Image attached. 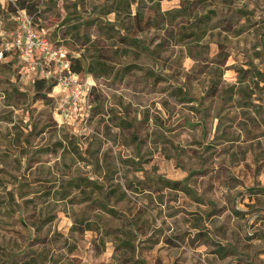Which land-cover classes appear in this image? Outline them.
Masks as SVG:
<instances>
[{
    "label": "rangeland",
    "instance_id": "rangeland-1",
    "mask_svg": "<svg viewBox=\"0 0 264 264\" xmlns=\"http://www.w3.org/2000/svg\"><path fill=\"white\" fill-rule=\"evenodd\" d=\"M16 16L78 59V113ZM0 50V264H264V0H0Z\"/></svg>",
    "mask_w": 264,
    "mask_h": 264
},
{
    "label": "built area",
    "instance_id": "built-area-1",
    "mask_svg": "<svg viewBox=\"0 0 264 264\" xmlns=\"http://www.w3.org/2000/svg\"><path fill=\"white\" fill-rule=\"evenodd\" d=\"M21 20L23 31L14 29L12 31V46L18 51L21 64L26 71L36 70L39 60L37 55L45 60V64L52 62L56 68L51 71L49 68L40 67L37 72L41 77L53 76L56 79L55 98L59 102V107L68 113H78L86 101L89 85L82 80L78 73L71 67L70 60L64 48H53L49 41L41 36L31 24V19L27 16H16ZM3 52L0 50V59Z\"/></svg>",
    "mask_w": 264,
    "mask_h": 264
},
{
    "label": "trees",
    "instance_id": "trees-1",
    "mask_svg": "<svg viewBox=\"0 0 264 264\" xmlns=\"http://www.w3.org/2000/svg\"><path fill=\"white\" fill-rule=\"evenodd\" d=\"M26 6L27 5L25 3H23L22 1L20 2V7H26ZM179 10H182V8ZM111 11L116 12V7H110L106 10V12H111ZM230 16H232V15H230ZM163 17H164L163 14L160 13L159 10H156L154 15H148L145 18H143L142 13L139 10L135 11L133 14H131L129 10L127 11V18L130 21V26L136 27L135 32L132 35H137L139 32H142V31L148 30V29L150 30L151 28L157 26L162 21ZM129 28L130 27H128L127 34L121 35L120 39L123 42H127V43L138 41V39L129 36L131 34ZM191 32H193V30L189 29V31L181 32L180 34L182 36H189L191 34ZM67 57H68V54H67ZM68 59H69V57H68ZM75 61H76V64L73 65L71 63V67L73 68V70L77 71L81 68V66L79 64L78 59H75ZM45 82H46V79L44 77H37L34 81V86L36 89H42L43 86L45 85ZM49 89H50V85L47 86L46 91H48ZM42 95L45 96V94H42ZM168 184H170V182ZM99 204H100L102 209L107 210V208H108L107 204H105L103 201H99ZM204 242L206 243V241H204ZM130 245L131 244H130V241L128 239H121L120 244H118L116 248L124 247L126 249H129ZM124 253H123V255H117V256L114 255L115 258H117V261H114V262L108 263V264H137L139 262V259H137V258L135 259V256L133 254H124ZM153 264H160L159 260L156 259Z\"/></svg>",
    "mask_w": 264,
    "mask_h": 264
}]
</instances>
